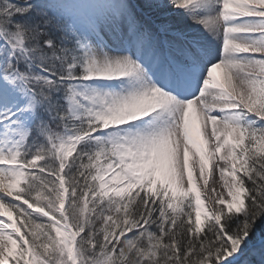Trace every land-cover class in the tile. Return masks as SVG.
Returning <instances> with one entry per match:
<instances>
[{"label": "snow or ice", "instance_id": "6c2138e0", "mask_svg": "<svg viewBox=\"0 0 264 264\" xmlns=\"http://www.w3.org/2000/svg\"><path fill=\"white\" fill-rule=\"evenodd\" d=\"M0 264H264V0H0Z\"/></svg>", "mask_w": 264, "mask_h": 264}, {"label": "bare ground", "instance_id": "6f19581e", "mask_svg": "<svg viewBox=\"0 0 264 264\" xmlns=\"http://www.w3.org/2000/svg\"><path fill=\"white\" fill-rule=\"evenodd\" d=\"M216 75L219 76V78L221 79L223 78V73L220 70H217ZM196 126H198V124Z\"/></svg>", "mask_w": 264, "mask_h": 264}, {"label": "rangeland", "instance_id": "374dc122", "mask_svg": "<svg viewBox=\"0 0 264 264\" xmlns=\"http://www.w3.org/2000/svg\"><path fill=\"white\" fill-rule=\"evenodd\" d=\"M218 77H219V76H218ZM210 183H211V181H210ZM218 190H220V189H219V186H218Z\"/></svg>", "mask_w": 264, "mask_h": 264}]
</instances>
